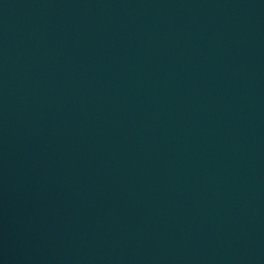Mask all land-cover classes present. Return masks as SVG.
Masks as SVG:
<instances>
[{"label":"water","instance_id":"obj_1","mask_svg":"<svg viewBox=\"0 0 264 264\" xmlns=\"http://www.w3.org/2000/svg\"><path fill=\"white\" fill-rule=\"evenodd\" d=\"M0 264H264V0H0Z\"/></svg>","mask_w":264,"mask_h":264}]
</instances>
